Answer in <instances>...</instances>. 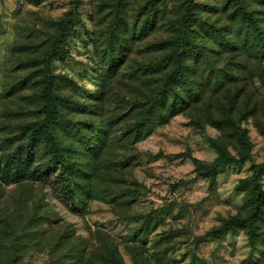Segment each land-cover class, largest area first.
I'll use <instances>...</instances> for the list:
<instances>
[{
    "label": "rangeland",
    "instance_id": "obj_1",
    "mask_svg": "<svg viewBox=\"0 0 264 264\" xmlns=\"http://www.w3.org/2000/svg\"><path fill=\"white\" fill-rule=\"evenodd\" d=\"M261 37L264 0H0V264H264V208L230 226L264 163ZM55 40L68 200L26 143ZM217 147L242 164L212 176ZM19 153L36 173L5 184Z\"/></svg>",
    "mask_w": 264,
    "mask_h": 264
},
{
    "label": "trees",
    "instance_id": "obj_2",
    "mask_svg": "<svg viewBox=\"0 0 264 264\" xmlns=\"http://www.w3.org/2000/svg\"><path fill=\"white\" fill-rule=\"evenodd\" d=\"M66 23H61L59 30L61 34L65 30ZM260 38V35H259ZM60 40H55L53 43L51 50L45 55L44 58V96H45V108H46V115L41 122L36 124H30L26 126L27 131V147L29 149H33L34 141L42 140V144L44 149L48 151L50 159L58 163V173L57 175L50 181V189L51 192L61 198L62 200H68L71 195V190L69 186L68 180V170L67 165L69 162V158L62 154V152L57 147L56 139L54 137L53 132V124L62 121V117L59 116L58 111L56 109V98L51 93V74H50V61L54 59V57H60L61 55V46ZM260 42L264 44V39H260ZM173 82L172 79L169 77L165 82V87L170 88L172 87ZM217 159L216 161L208 166L211 169V175L215 176L217 174L218 169L223 167L227 163H234V164H242L241 159H237L228 152L223 150L221 147H217ZM19 161L20 163L17 165V169L10 172L9 170H4L3 181L5 184L9 183V177L14 174V176H19L24 179L28 172H31L32 175H35L36 170L32 168L31 164V157L27 154L19 153ZM252 171L251 175V196L249 199V213L248 216L244 219H232L230 226H233L234 222H238L240 224H247L252 223L254 221L260 220L261 215L263 214L264 208V192L260 188V178L264 171V163L260 164H252L250 167ZM114 264H119L115 261Z\"/></svg>",
    "mask_w": 264,
    "mask_h": 264
}]
</instances>
